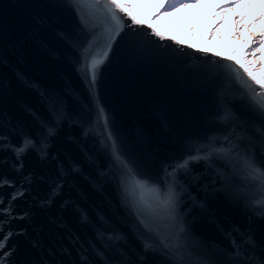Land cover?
I'll return each mask as SVG.
<instances>
[{
  "label": "water",
  "instance_id": "water-1",
  "mask_svg": "<svg viewBox=\"0 0 264 264\" xmlns=\"http://www.w3.org/2000/svg\"><path fill=\"white\" fill-rule=\"evenodd\" d=\"M90 3L82 0L77 8L71 0H0V18L8 25L0 32V137H7L0 138V182L6 177L14 184L0 183V237H7L0 242L15 249L12 264H67L93 242L97 229L105 238L122 233L140 247L109 132L125 156L162 183L165 168L224 130L217 115L221 89L234 111L255 119L242 86L225 81V66L239 67L233 60L153 35L127 18L93 88L82 70L94 35L81 21L83 14L92 22ZM102 47L94 46L92 55ZM43 124L55 134L48 136ZM25 135L37 147L20 168L3 146H22ZM179 177L192 249L199 254L193 260L222 259L233 240L248 257H264V218L254 192L231 166L193 160Z\"/></svg>",
  "mask_w": 264,
  "mask_h": 264
},
{
  "label": "snow or ice",
  "instance_id": "snow-or-ice-1",
  "mask_svg": "<svg viewBox=\"0 0 264 264\" xmlns=\"http://www.w3.org/2000/svg\"><path fill=\"white\" fill-rule=\"evenodd\" d=\"M183 2L195 3L196 0ZM71 3L79 8L82 0H71ZM177 6L175 0H172L165 7V11ZM132 7V4L122 3L121 0H91L89 8L92 9V22L81 14L84 26L94 33L92 41L84 49L82 69L85 79L91 75L93 88L96 86L101 66L113 52L116 38L126 27L124 19L130 20L133 26L137 24L136 17L131 12ZM7 28L8 25L0 18V32H6ZM151 31L153 35L159 36L155 29ZM260 42H264V33L261 34ZM100 43H103L102 49L92 55L93 47L99 46ZM253 47H259V44L254 41ZM248 51L251 52L252 49L249 48ZM236 64L239 67L233 64L225 66V81H235L242 86L255 119L242 118L234 111L225 90L221 89L222 114L217 115L224 130L212 136L204 148H196L195 155L189 154L181 163L165 168L162 183L144 173L137 162L125 156L122 145L114 138L113 133L109 132L111 157L120 168V186L124 202L130 205L138 221L136 238L140 247L132 245L122 233L114 231L105 238V230L97 229L93 242L79 251L67 264H264V257L256 261L243 254L241 245L235 240L232 241V250L224 254L222 259L193 260L192 256L199 254L193 252L191 233L184 213L186 189L180 182V170H188L190 161L193 160L211 163L218 159L231 166L234 176L250 194L254 192L252 199L264 218V78L258 80L254 73L249 71L251 65L239 64V61H236ZM99 111L100 115L104 116L107 127L108 120L104 109ZM42 126L47 128L48 136L55 134L54 127L48 124ZM3 147L11 148L16 160L20 162L19 167L22 168V158L30 149L37 147V142L25 135L22 138V146L9 142ZM201 152L204 155H200ZM0 183L14 187L13 182L6 177ZM16 198V195L12 196L13 200ZM3 202L0 200V203ZM8 207L10 209L11 204ZM3 240H7V237H0V241ZM248 243H251V240ZM9 247L0 242V264H12L15 249L9 251ZM68 255L71 257L72 253L69 252Z\"/></svg>",
  "mask_w": 264,
  "mask_h": 264
},
{
  "label": "rangeland",
  "instance_id": "rangeland-1",
  "mask_svg": "<svg viewBox=\"0 0 264 264\" xmlns=\"http://www.w3.org/2000/svg\"><path fill=\"white\" fill-rule=\"evenodd\" d=\"M121 2L130 4L129 0H121ZM131 12L137 22H147L155 29L172 33L177 38H186L190 45L196 48L203 49L198 47L202 41L208 46L212 44L216 47L224 46L221 47L223 50L230 49L233 56H240L244 58V62L251 64V71L258 80L264 78V42H260L261 34L264 33V0L184 2L173 12L154 19L152 14H143L133 8ZM230 30L232 34L229 38L226 35ZM249 37H254V40L246 42ZM254 41L259 47H253ZM232 44H239L238 46L245 44L246 47H230ZM249 48L252 49L251 52L248 51Z\"/></svg>",
  "mask_w": 264,
  "mask_h": 264
},
{
  "label": "bare ground",
  "instance_id": "bare-ground-1",
  "mask_svg": "<svg viewBox=\"0 0 264 264\" xmlns=\"http://www.w3.org/2000/svg\"><path fill=\"white\" fill-rule=\"evenodd\" d=\"M144 24H146L147 26H149L151 29H155L152 25H149L147 22H144ZM234 28V27H233ZM233 28H232V30H233ZM156 30V32L158 33V34H160V35H162V36H165V37H169V38H171V39H173L174 41H177V42H179V43H182V44H186V45H189V46H191L190 45V42H188V39H186V38H177L175 35H173L172 33H168V32H166V31H162V30H159V29H155ZM232 30H230V31H228V33H227V35H226V37H231V34H232ZM244 36H247V35H244ZM215 38H217L218 39V36H216L215 35ZM254 37H249L247 40H246V42H251L252 40H254L253 39ZM239 45V44H238ZM237 44H232L230 47H238V48H241V47H246V45L245 44H241L240 46H238ZM198 47H203V49L202 48H198V49H201V50H205V51H207V52H209V53H211V54H216V55H219V56H222V57H224V56H226V57H229V58H232L233 60H235V63H236V61H239V64H243V65H249L248 64V62H244V58H240V56H233L230 52V49H228V50H223L221 47H224V46H218V47H216V46H213V44H212V46L210 45V46H208L204 41H202L201 43H200V45H198ZM213 47H215V48H213ZM241 50V49H240ZM241 52V51H240ZM251 65V64H250ZM252 70V65H251V67H250V69H249V71H251ZM252 72V71H251Z\"/></svg>",
  "mask_w": 264,
  "mask_h": 264
},
{
  "label": "trees",
  "instance_id": "trees-1",
  "mask_svg": "<svg viewBox=\"0 0 264 264\" xmlns=\"http://www.w3.org/2000/svg\"><path fill=\"white\" fill-rule=\"evenodd\" d=\"M130 4L133 5V9L143 13V14H155L157 13V11L162 7V3L163 0H129ZM172 2V0H168L166 6ZM175 3L178 5L177 7H174L168 11H164L163 13L159 14V18H161L162 16H165L166 13H170L173 12L175 9H177L179 6H181V4H183V0H175ZM165 6V7H166ZM157 18V17H156ZM157 20H155L156 22Z\"/></svg>",
  "mask_w": 264,
  "mask_h": 264
}]
</instances>
